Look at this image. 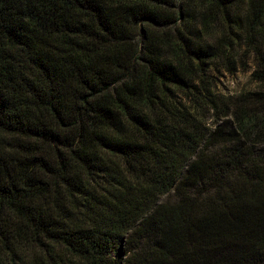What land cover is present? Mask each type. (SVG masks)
I'll use <instances>...</instances> for the list:
<instances>
[{
	"label": "trees",
	"instance_id": "obj_1",
	"mask_svg": "<svg viewBox=\"0 0 264 264\" xmlns=\"http://www.w3.org/2000/svg\"><path fill=\"white\" fill-rule=\"evenodd\" d=\"M0 264H264V0H0Z\"/></svg>",
	"mask_w": 264,
	"mask_h": 264
},
{
	"label": "rangeland",
	"instance_id": "obj_2",
	"mask_svg": "<svg viewBox=\"0 0 264 264\" xmlns=\"http://www.w3.org/2000/svg\"><path fill=\"white\" fill-rule=\"evenodd\" d=\"M248 63V70L239 67L234 74H229L223 69V75H220L219 81L220 89L227 92H232L254 87L255 83L250 77V71L252 68L251 59L248 61Z\"/></svg>",
	"mask_w": 264,
	"mask_h": 264
}]
</instances>
